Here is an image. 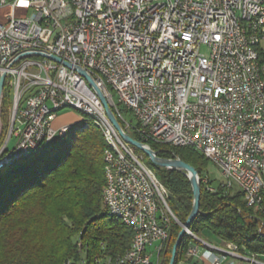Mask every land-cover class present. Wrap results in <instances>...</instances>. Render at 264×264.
Segmentation results:
<instances>
[{"label":"built area","instance_id":"built-area-1","mask_svg":"<svg viewBox=\"0 0 264 264\" xmlns=\"http://www.w3.org/2000/svg\"><path fill=\"white\" fill-rule=\"evenodd\" d=\"M1 9L8 14L0 21V74L6 71L13 111L0 169L63 137L72 124L54 128L57 112L77 111L79 128L91 120L104 139L102 206L132 232L121 255L89 258L78 243L80 256L63 264H160L171 223L180 224L168 191L121 139L77 68L91 76L125 134L199 152L218 168L220 188L236 187L247 207L261 206L264 0H0ZM209 181L200 177L215 191ZM188 234L190 264H263L232 242L214 246Z\"/></svg>","mask_w":264,"mask_h":264},{"label":"trees","instance_id":"trees-1","mask_svg":"<svg viewBox=\"0 0 264 264\" xmlns=\"http://www.w3.org/2000/svg\"><path fill=\"white\" fill-rule=\"evenodd\" d=\"M10 89L6 79L0 119L8 98L12 99ZM121 110L133 122L130 113ZM81 125H72L63 137L40 144L26 157L0 169V264H63L80 256L78 243L89 258L101 254L116 257L130 247V229L102 206L104 139L94 123L83 129ZM131 136L138 139L134 133ZM149 146L159 157L179 158L191 165L200 177L206 173L208 160L193 149ZM133 149L166 188L173 216L183 224L192 207L185 173L154 166L146 155ZM209 184L213 186L211 179ZM214 188L209 191L200 183L199 214L189 231L210 243L232 242L241 253L264 255V191L261 206L253 208L246 206L239 190L231 194L233 188ZM180 224L171 223L169 239L163 244L167 246L159 255L162 264L169 263ZM193 241L187 233L183 235L174 264L192 263L185 254Z\"/></svg>","mask_w":264,"mask_h":264},{"label":"water","instance_id":"water-1","mask_svg":"<svg viewBox=\"0 0 264 264\" xmlns=\"http://www.w3.org/2000/svg\"><path fill=\"white\" fill-rule=\"evenodd\" d=\"M44 56L53 60L54 62L62 63L65 66L69 67V64L66 62H62L58 57H55L49 53H44ZM19 56H14L11 58L8 63H6L5 69H9L13 63L17 60ZM77 71L79 74L84 76L90 87L94 90L96 93L97 97L99 98L98 100L101 101L105 113L110 120L112 126L115 127L119 135L121 136V139H123L127 144H129L131 147L139 150L141 153L146 155L148 159L150 160V164H154V166L157 167H163L169 170H178V171H183L185 173V176L188 178L189 183H190V189L192 192V207L191 210L186 218V221L183 224H180L181 230L179 231L175 242H173L172 250H171V255H170V260L168 264H174L175 261V255L177 252V248L180 244L181 238H183V235L185 233L189 232V225L193 221V219L199 214V202L200 201V176L198 175V172L189 164L184 163V161L179 160V158H162L159 157L156 151H152L151 147L147 144L141 143L133 138H131L127 133L125 134L124 130L122 129L121 125L115 118L114 114L111 112V109L108 107L105 98L103 97L101 91L95 87V83L92 80L91 76L87 74V72L81 68H77ZM6 76V71H2L0 74V98L1 94L4 87L5 83V77Z\"/></svg>","mask_w":264,"mask_h":264},{"label":"rangeland","instance_id":"rangeland-1","mask_svg":"<svg viewBox=\"0 0 264 264\" xmlns=\"http://www.w3.org/2000/svg\"><path fill=\"white\" fill-rule=\"evenodd\" d=\"M7 10L8 9H1L0 10V21L1 22L4 21L6 15L8 14ZM202 52L207 54V51L204 48H202ZM11 102H12V99L8 98V102H7L8 106L6 108L5 113L1 116V119H0V138L3 137L4 134L6 133V129L8 128V125H9V122H10V119H11L10 116H12L13 104ZM56 115L59 118H58V120L54 121V123H53L54 128H59L60 124L62 122H65V121L71 122L72 125L77 124L78 120H79V117H80L79 116L80 114H78L77 111H74V110H71V109L59 110ZM126 118L128 120H131L130 117H126ZM92 123L93 122L91 120H88V126H91ZM88 126H86V127H88ZM13 141L14 140L9 142L10 143L9 147H11L13 145V143H12ZM205 170H206V173H208L207 175L209 176V178L212 180L213 187H218L220 182H221V180H222L218 168L212 162H208V164L206 165V169ZM237 190L238 189L236 187H233L231 194H235L234 192H236ZM168 206H169V204H168ZM166 246H167V244L163 248L165 249ZM160 264H162V260H160Z\"/></svg>","mask_w":264,"mask_h":264},{"label":"crops","instance_id":"crops-1","mask_svg":"<svg viewBox=\"0 0 264 264\" xmlns=\"http://www.w3.org/2000/svg\"><path fill=\"white\" fill-rule=\"evenodd\" d=\"M58 118H59V117L56 116V118L54 119V121L58 120ZM54 121H53V123H54ZM78 121H79V120H78ZM68 124H72V123L69 122V121H65V122H62V123L60 124V127L63 126V125H68ZM212 244H213L214 246H221L220 242H215V241H213ZM200 252L202 253L203 250H201ZM256 258H257L258 261H260V262H262V263L264 264V255L256 256ZM197 264H207V260H205L204 258H201V260H199V261L197 262Z\"/></svg>","mask_w":264,"mask_h":264},{"label":"bare ground","instance_id":"bare-ground-1","mask_svg":"<svg viewBox=\"0 0 264 264\" xmlns=\"http://www.w3.org/2000/svg\"><path fill=\"white\" fill-rule=\"evenodd\" d=\"M188 234V233H187Z\"/></svg>","mask_w":264,"mask_h":264}]
</instances>
